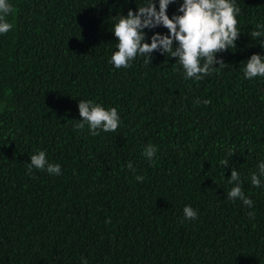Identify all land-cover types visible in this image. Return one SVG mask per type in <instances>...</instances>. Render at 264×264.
I'll return each instance as SVG.
<instances>
[{
    "label": "trees",
    "instance_id": "16d2710c",
    "mask_svg": "<svg viewBox=\"0 0 264 264\" xmlns=\"http://www.w3.org/2000/svg\"><path fill=\"white\" fill-rule=\"evenodd\" d=\"M8 2L13 28L0 34V264H264V77L250 81L243 72L253 54L264 57V36H250L264 31L256 28L264 0H235L236 49L217 53L226 65L199 81L158 50L151 63H111L119 15L148 0ZM182 2L169 5L170 18ZM144 32L148 43L168 34L163 26ZM81 100L116 108L119 128L78 131ZM148 145L157 149L152 160L143 155ZM39 151L60 165L59 175L29 173ZM233 168L251 208L228 198ZM186 206L196 220L184 216Z\"/></svg>",
    "mask_w": 264,
    "mask_h": 264
},
{
    "label": "clouds",
    "instance_id": "9594fccd",
    "mask_svg": "<svg viewBox=\"0 0 264 264\" xmlns=\"http://www.w3.org/2000/svg\"><path fill=\"white\" fill-rule=\"evenodd\" d=\"M175 2L176 0H158L157 10L155 0H148L146 6L137 7L136 11L129 9L126 15H119L112 31L117 38L118 49L111 56V63L115 68L127 69L137 57H147L145 62L151 63L150 54L157 50L178 60L184 69L185 79L199 81L226 65L222 59L217 60L216 55L236 49V41L241 35L237 19L241 9L236 6L235 0H183L178 9L181 14L170 18L167 9ZM9 14H14L13 6L8 0H0V34H7L13 28V24L6 20ZM158 26L166 28L168 34L155 33L151 36V43L146 42L144 29H155ZM256 28L264 30V24H257ZM250 36L253 39L259 38L264 36V31L253 30ZM216 64L219 67H214ZM243 72L245 79L250 81L264 77V57L253 54L247 60ZM204 103L208 104L210 101L205 100ZM78 107L82 118V122L76 125L78 131L84 130L87 125L90 134L97 136L100 134L98 130L105 133L115 132L120 126L116 108L106 110L99 104L85 100H81ZM156 151L153 145H148L143 155L152 160ZM220 163L226 167L229 161L221 160ZM127 166L129 169L133 167L131 162ZM33 168L55 175L61 172L59 164L49 163L44 151L30 156L29 173ZM258 168L259 174L264 176V162ZM136 180L142 183L144 178L137 176ZM250 180L253 186H261V180L256 173L251 175ZM228 182L236 185L228 192V198L239 199L251 208L253 202L242 191L239 173L234 168ZM183 212L188 220L198 218L197 212L191 206H186ZM249 216L252 217L253 213H249Z\"/></svg>",
    "mask_w": 264,
    "mask_h": 264
}]
</instances>
